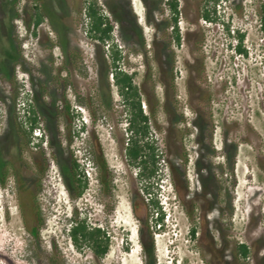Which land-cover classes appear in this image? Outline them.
<instances>
[{"label":"rangeland","instance_id":"rangeland-1","mask_svg":"<svg viewBox=\"0 0 264 264\" xmlns=\"http://www.w3.org/2000/svg\"><path fill=\"white\" fill-rule=\"evenodd\" d=\"M169 1L64 0V13L60 14L67 41L63 52L47 16L39 30L27 26L34 0H0V167L8 166L10 171L6 183L0 185V264H264V34L260 28L264 0H176L180 46H172L169 39L173 25L166 28V42L153 25L158 20L171 22ZM92 3L113 24L108 43L89 36L85 15ZM51 6L48 1L44 9ZM203 11L213 20H204ZM14 13L18 15L11 18ZM132 22L141 32L142 45L141 37L131 31ZM227 22L233 43L238 41L237 34L243 33L248 58H231L229 39L222 30L227 31ZM121 34L130 35L129 40ZM154 41L159 46L170 44L174 55L176 94L180 97L176 100L184 116L179 126L175 116L164 111ZM252 41L259 45L256 52L250 46ZM112 44L121 55L116 68L133 74L134 85L140 88L146 71L153 76L141 86L144 90L152 87L155 97L149 101L155 106V116L150 117V102L141 92L149 133L140 143H152L160 150L157 170L161 178L157 183L141 180L122 152L123 140L131 135L126 131L125 109L112 76L115 69L107 49ZM14 51L17 55L21 51L24 65L11 59ZM68 55L72 56L70 63ZM253 65L260 70L255 90L241 94L239 89ZM18 76L28 80L26 85L35 95L30 113L39 114L36 128L40 127L44 136L38 142L31 131L23 153L10 124H24L17 106L22 97ZM229 81L239 88L228 85L227 92L218 95ZM43 86L47 93L42 92ZM59 101L67 102L76 115L72 119L67 116L60 125ZM194 109L199 110L198 119ZM24 128L28 130V123ZM65 136L72 141L68 143ZM95 141L110 174L117 210L114 228L119 229L104 261L95 258L88 246L77 248L69 235L75 219L84 220L88 227L100 223L99 179L92 153ZM71 160H76L87 179L80 198H74L68 176ZM226 160L231 165L226 172L217 168L214 174L209 173L213 168L210 162ZM172 171L180 185L188 179L189 193L176 192ZM34 177L40 178L37 209L28 195ZM13 178L19 179L23 192L19 200L13 193ZM204 187L205 201L200 190ZM209 200L212 209L205 217L200 207L206 203L208 208ZM153 201L164 214L161 223L156 222ZM143 209L150 239L140 227ZM126 242L128 250H124ZM239 244L250 250L245 260L237 255Z\"/></svg>","mask_w":264,"mask_h":264},{"label":"trees","instance_id":"trees-1","mask_svg":"<svg viewBox=\"0 0 264 264\" xmlns=\"http://www.w3.org/2000/svg\"><path fill=\"white\" fill-rule=\"evenodd\" d=\"M35 1V8L34 12L31 14L29 21L27 23V26H32L34 30H36L45 19V16L50 19V23L53 26V29L57 32L60 41L58 42L59 47L63 52H66L65 42L67 41L64 35V26L61 24V15L64 13L65 8V2L64 0H34ZM50 1L52 3V6L49 8V10L44 9V6L46 3ZM169 10L172 15L171 22L164 21V20H158L154 22V26L156 29V33H160L163 40L165 41V38L167 36L166 34V28L168 26H172V34L174 36L175 42L177 44H180L181 36L179 33V29L177 26V17L179 14L178 10V3L176 0H170L168 2ZM55 7V8H54ZM261 11V29L264 32V2L262 3L260 7ZM13 13V10H12ZM62 13V14H60ZM18 14L14 13V15H11V18H15ZM201 17L204 20L211 21L213 20L208 11H203L201 13ZM86 18L89 20L88 22V33L89 36L96 40L100 41L102 44L108 43L112 40L111 32L113 29V24L109 21L108 18L104 17L100 11L99 8L96 7L95 3L90 4L86 9ZM58 25V26H57ZM131 25V31L137 33V36L141 37V32L138 29V26L136 23H130ZM60 27V29L58 28ZM35 34V33H34ZM123 39L129 40L130 35L126 36L124 34H121ZM240 40L242 39V35L239 36ZM141 39V45L143 44V39ZM12 41V40H11ZM166 42V41H165ZM52 47V45H51ZM154 59L158 62L159 70L163 72L166 68L170 71L171 74V54L169 52V44H162V46L157 45V42L154 41ZM109 53L112 58V67L113 69H116V62L120 59L119 57V51L116 49L115 45L109 46ZM19 55H17L14 51V54L12 56V60L16 59V63L23 64V58L21 51L18 52ZM17 55V56H16ZM68 58V57H67ZM164 58L166 59V62L164 61ZM11 60V61H12ZM24 65V64H23ZM30 73V71L28 70ZM112 76L114 77V84L117 87L118 94L121 97V102L125 109V116L126 121L128 122V128L126 131L131 136L127 139H124L122 142V152L124 153V157L127 160V162L134 167L137 170L138 176L141 180H149V182L157 183V181L160 180L161 176L158 174L157 170V164H158V157H159V148L154 146L152 143H140V138L145 139L149 133V116H146L143 112L142 108V94L146 93L143 88H138V86L133 84L132 77L126 73L123 72H113ZM7 82L10 83L9 78H6ZM5 79V80H6ZM65 84L68 82V79L65 78ZM172 83V82H171ZM172 87V84H171ZM42 92H48L47 87H42ZM17 96V88H14L13 90V99H15ZM168 99L170 102L171 96ZM3 98H1L2 100ZM102 103H105L102 101ZM149 103V102H148ZM157 104V102H156ZM173 104V103H172ZM44 104H42L43 106ZM40 105V108L42 107ZM150 117L155 116V106L150 104ZM166 107H168V104H166ZM70 105L65 102V104H62L59 101V104L57 105V120L59 125L61 122H66L67 116H69L72 119V116H70ZM171 111V110H170ZM33 117H31L29 120L32 123V126H36L37 123V115L36 112L32 111ZM171 114L175 116V124L179 126L180 123H183V118H180L178 115L174 114L171 111ZM170 116V115H169ZM16 120V118H15ZM171 123L172 120H170ZM13 123V122H12ZM11 127L14 129L15 136L20 139V149L21 152L26 149L28 146L30 139H31V131L26 130L22 123H16L12 125ZM58 125V126H59ZM203 129V128H202ZM201 129V131H202ZM183 135V132H181V136ZM139 137V138H138ZM64 139L70 143L72 141L71 137L65 136ZM95 140V139H94ZM94 153L95 155V163L97 165V171H98V179H103L106 185H110L109 180V172L106 164V160L104 159L103 152L98 145V143L95 141L93 144ZM213 154V151H210ZM184 158V165L187 163V159L185 157V154L183 155ZM228 161V160H227ZM229 167L230 160L228 161ZM228 167V168H229ZM9 169L8 166H1L0 167V183L4 185L6 183V179L9 177ZM68 176L71 179L72 186L74 188V198H80L83 192L85 191L87 187V179L85 172L80 169L79 164H77L76 160H71V167L68 172ZM172 180L174 183L175 188L178 190V192H181L180 188L178 187V179L177 176L172 171ZM146 182V181H145ZM154 210L158 213V218L156 220L157 223L163 222L164 214L161 211V207L158 205V202L153 201L152 202ZM43 225L42 223L39 224V228H41ZM192 236L195 234V229L191 231ZM70 235L73 243L77 248H81L83 246H88L91 251H93L94 255L98 257L100 254V243L98 238L97 229L91 230L88 226H86L84 220H77L75 219L74 224L72 225V228L70 230ZM250 253V250L247 245L245 244H239L237 245V255L240 256L242 259H246Z\"/></svg>","mask_w":264,"mask_h":264},{"label":"flooded vegetation","instance_id":"flooded-vegetation-1","mask_svg":"<svg viewBox=\"0 0 264 264\" xmlns=\"http://www.w3.org/2000/svg\"><path fill=\"white\" fill-rule=\"evenodd\" d=\"M48 20H49V24L51 25L50 19H48ZM41 25H42V23L39 24L38 30H39V27H41ZM261 26L262 25H260V28H261ZM262 33L264 34L263 31H262ZM241 35H242V39L240 40L239 36H241ZM237 38H238V41H237V45L235 46V54H239V55L243 56V58H245V57L248 58L249 47L244 43V40H243L244 39V35L243 34H237ZM169 39L172 41V46H174V45L180 46L181 45L182 39L180 41V44H177V42H175V40H174V36H173L172 33L170 34V38ZM228 39H229L228 40V45L231 46L230 49H231V52H232L231 58L235 59L234 58L233 49H232V46L234 45V43L232 41L233 38H231V34L230 33L228 34ZM170 46L171 45L169 44V47ZM250 46H252V49L255 52L258 51L257 46L259 47V45H257L254 41H252ZM118 51H119V54H120V50H118ZM169 52L171 54V62H172V64H171V68H172L171 74H170V71L167 68L165 70H163V72L160 71L159 70V66H158V62L155 59V62L157 63L158 74L160 75L159 76V80H160V82H161V84L163 86V99H162L163 102L162 103H163V107H164V111H165L166 115H169L171 113V111H172L174 114L178 115L180 118H183L184 117L183 114H180V108H179L180 102H178V100H176V99H179L180 97L176 94V90H177V88H176L177 82L176 81L178 79V75H177V72L174 70V65H173V63H174V55H173L172 50H170V48H169ZM71 57H72L71 55H68L69 63H70ZM119 57H121V55H119ZM120 59L117 60V62H119ZM166 59L167 58H164L165 62H166ZM115 71L121 72V69L120 68H116ZM250 71H251L250 76H249V74H247L248 78H246L243 81V86H242L243 89L242 90L239 89L241 94H246L247 95L249 92L255 90L254 82H256V79H258L260 70L258 68H256L255 65H253L251 67ZM129 75L132 77V81H133V74H129ZM152 77L153 76L150 74V72L146 71L144 73V75H143L140 87L141 86L144 87V85H147L146 84L147 81L152 80ZM228 77H229V75H228ZM187 79H189V78H187ZM234 83H235V81L234 82L233 81H229V82L224 83L225 87H222V91H220L218 93V95H220L221 93H224V92L226 93L227 89L229 87L228 85H231V87L239 88ZM171 84H172V87H171ZM146 89H147V90H145L146 93H144L143 96L145 97L147 102H150L149 100L151 99V97L152 96L155 97V96H154V93L152 92V87L148 86V87H146ZM171 92H173L172 95L174 96V100H173V101H175L174 105L172 104L173 102H171L172 100H170V102H168L169 101L168 99H170L169 97L171 96ZM34 97H35V95H33V98ZM34 101H36V98H34ZM150 104H151V102H150ZM166 104H168V107H166ZM69 111H70V116H72L74 118L76 116L75 113H73L71 108H70ZM150 114H151V112H149V115ZM194 115H195L196 119H198L200 117V113H199L198 109H194ZM31 117H33V116L27 117L26 120L28 122H31L29 120ZM77 117H78V115H77ZM212 117H214V116H212ZM37 118L38 119L40 118L39 114H38ZM23 126L25 127L24 124H23ZM49 145L52 146V144H50V143H49ZM213 153H214V151H213ZM210 164L213 166V168L211 169V171H209V170L208 171H209V173H212V174L215 173L217 168L226 172L227 168L229 167V165H228L229 163H228L227 160L225 162L221 163V164L219 162L216 163V162H213V161L210 162ZM185 179H186V183H183V185H180V183H178L177 185L182 191H184L187 194V193H189L190 188H189V185H188L189 182H187L188 179L187 178H185ZM39 182H40V178L39 177H34V178H32V183H31L32 187H29L28 195L31 197V203H32V206L34 207V209L35 208L37 209V206H38L37 202H36V196L35 195H36L37 191L39 190ZM98 184H99V201L101 203V210H100V215H99V218H98V221L100 223L96 227H89V228L91 230L97 229L99 243H100V250H101L100 254L98 255V257H96L94 255L93 251H92V254L98 260L104 261L107 258V256L109 255V252L111 251L113 240L116 238L115 235H119V233L117 232L119 229L118 228H116V229L114 228V226L116 225L115 223H117V210H116V202L114 201V189L110 185H106V183L104 182L103 179H100L98 181ZM0 185L3 186L1 183H0ZM13 185H14V192L13 193L16 196V198L19 200L23 196V194H22L23 192H22L21 187H20L19 179L13 178ZM27 185L30 186V183H28ZM175 190H176V192H178V190L176 188H175ZM200 190H201V195L203 196V199H204L203 201H205L206 200L205 195H206L207 189L204 187V188H201ZM208 204H209L208 208L206 206V203L205 204L202 203L201 207H200V209H201L200 213L202 215L205 214V217H207V215L210 214L211 209H212L210 200H209ZM131 209H132V213L134 214L135 213L134 207H132ZM142 213H143V218H142L140 227L144 231V234H146V237L148 239H150V237H151L150 235L151 234H150V231H149V227L147 225V213H146V210L143 209ZM122 231H124V230H122ZM123 236L127 237V239H128L129 235L127 233H123ZM141 239H142L141 240V245H142L143 251L145 253V251L147 250V247H146V244H145V242H144L142 237H141ZM213 244H214V246L216 245L214 243V241H213ZM128 249H129V244H128V242H126V246L124 247V250H128Z\"/></svg>","mask_w":264,"mask_h":264},{"label":"built area","instance_id":"built-area-1","mask_svg":"<svg viewBox=\"0 0 264 264\" xmlns=\"http://www.w3.org/2000/svg\"><path fill=\"white\" fill-rule=\"evenodd\" d=\"M86 16V15H85ZM224 22L221 21L220 24L223 25ZM225 25V24H224ZM226 26L227 27V31L225 32V28H223V32L226 36V38H228V34L232 31L231 29V26H229V23L227 22L226 23ZM172 29V28H171ZM238 31V30H237ZM233 33V31H232ZM243 34V33H242ZM237 45V42L234 43V45L232 46V49H233V53H234V58L237 59L238 57H241V55L239 54H235V46ZM108 51H109V45L107 47ZM243 57V56H242ZM19 78V81H20V84H21V96L20 97L21 99L18 101V110H19V115H20V118L19 119H22L23 120V123L27 126V123H28V128L30 131H32L33 133V140H36V141H40L43 139V134L41 132V128H36L37 127V123H36V126H32V123L31 122H28L26 120L27 117L31 116V111H30V104L32 103V98H33V95L31 94V91L28 89L27 87V83H28V80L24 77V76H18ZM85 122V121H84ZM86 123V122H85Z\"/></svg>","mask_w":264,"mask_h":264},{"label":"clouds","instance_id":"clouds-1","mask_svg":"<svg viewBox=\"0 0 264 264\" xmlns=\"http://www.w3.org/2000/svg\"><path fill=\"white\" fill-rule=\"evenodd\" d=\"M74 224V223H73ZM71 228H72V226H71ZM71 230V229H70ZM70 230H69V235H70ZM71 236V235H70Z\"/></svg>","mask_w":264,"mask_h":264}]
</instances>
